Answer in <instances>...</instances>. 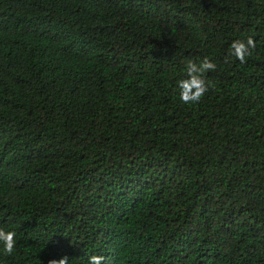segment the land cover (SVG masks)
I'll use <instances>...</instances> for the list:
<instances>
[{"label":"trees","instance_id":"16d2710c","mask_svg":"<svg viewBox=\"0 0 264 264\" xmlns=\"http://www.w3.org/2000/svg\"><path fill=\"white\" fill-rule=\"evenodd\" d=\"M0 228V264H264V0H0Z\"/></svg>","mask_w":264,"mask_h":264},{"label":"clouds","instance_id":"9594fccd","mask_svg":"<svg viewBox=\"0 0 264 264\" xmlns=\"http://www.w3.org/2000/svg\"><path fill=\"white\" fill-rule=\"evenodd\" d=\"M256 47V42L252 37L245 40H234L229 48V55L234 56L240 63L246 62V56L251 55V50ZM215 63L209 61L207 58L198 64L189 60L186 65V77L177 81V88L179 90L178 97L180 102L184 104L199 103L204 95L212 86L206 81L205 74L209 71H215ZM16 232L5 231L0 228V246L4 255L10 256L13 254L16 247ZM47 264H69L67 255L59 259H50ZM87 264H104V257L99 255H91L88 257Z\"/></svg>","mask_w":264,"mask_h":264}]
</instances>
